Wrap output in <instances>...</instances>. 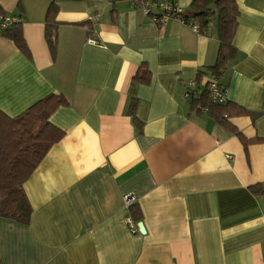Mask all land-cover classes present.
<instances>
[{"label": "crops", "instance_id": "0c3cea01", "mask_svg": "<svg viewBox=\"0 0 264 264\" xmlns=\"http://www.w3.org/2000/svg\"><path fill=\"white\" fill-rule=\"evenodd\" d=\"M236 4L221 123L184 98L216 63V16L200 33L129 0H0L29 53L0 34V110L68 100L49 117L62 138L23 183L29 221L0 216V264H264V0Z\"/></svg>", "mask_w": 264, "mask_h": 264}, {"label": "trees", "instance_id": "16d2710c", "mask_svg": "<svg viewBox=\"0 0 264 264\" xmlns=\"http://www.w3.org/2000/svg\"><path fill=\"white\" fill-rule=\"evenodd\" d=\"M172 1L177 2V0ZM54 13L55 7L50 5L47 11L48 25L45 29V38L52 51L51 29L56 24ZM1 15L7 16L0 10ZM177 16L189 25H196L200 33L206 30L213 16L217 17L220 41L218 57L215 65L206 68V72L221 80L222 72L235 51L232 39L237 26L236 0H190L188 8L185 11L181 10ZM9 17H16L17 22L10 23L0 34L11 39L22 52L28 55L20 27V17ZM200 75L201 72L198 73V76ZM148 79L149 71L145 69V75L141 80L146 82ZM194 80L198 82V79ZM221 85L226 90L222 83ZM188 100L196 110L205 109V112H209L219 122H227L229 115L227 108L230 106L228 101L223 104L211 103L208 100L205 85L200 88L195 97ZM67 103L65 96L50 93L16 116L10 117L0 110V216L20 223L29 221L31 206L23 190V183L49 148L62 138L63 131L52 124L49 117L57 107ZM130 114L135 121L133 104L130 107ZM134 205L135 203L131 204L128 210H133ZM130 218L134 221L133 217Z\"/></svg>", "mask_w": 264, "mask_h": 264}, {"label": "built area", "instance_id": "2783aa9c", "mask_svg": "<svg viewBox=\"0 0 264 264\" xmlns=\"http://www.w3.org/2000/svg\"><path fill=\"white\" fill-rule=\"evenodd\" d=\"M129 3L132 7L140 9L143 15L148 16L153 23H156L159 26L164 24L170 18L179 19L177 13L181 12V8L178 6L177 2L172 0H129ZM181 21L184 22L183 20ZM13 22H17L16 17L1 15L0 33H2V30ZM190 26L194 30L198 31L196 25ZM86 43L95 44V41L92 40V38H87ZM205 86L208 93V100L211 103L223 104L227 101L225 95L226 90L223 89L219 78L209 75ZM199 90L200 83L194 79L188 80L185 85L184 98L189 99L195 97ZM123 199L126 207H129L131 204L136 202V198L132 193L125 194ZM126 222L130 228L135 229V223L129 216L126 217Z\"/></svg>", "mask_w": 264, "mask_h": 264}, {"label": "water", "instance_id": "95a60500", "mask_svg": "<svg viewBox=\"0 0 264 264\" xmlns=\"http://www.w3.org/2000/svg\"><path fill=\"white\" fill-rule=\"evenodd\" d=\"M136 226H137V229H138V231L140 232V233H144L145 232V228H144V226H143V224L141 223V222H138L137 224H136Z\"/></svg>", "mask_w": 264, "mask_h": 264}]
</instances>
